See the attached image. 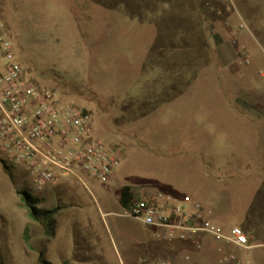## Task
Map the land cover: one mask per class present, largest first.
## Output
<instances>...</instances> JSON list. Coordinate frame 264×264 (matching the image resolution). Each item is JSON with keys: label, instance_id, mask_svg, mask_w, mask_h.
Instances as JSON below:
<instances>
[{"label": "rangeland", "instance_id": "obj_1", "mask_svg": "<svg viewBox=\"0 0 264 264\" xmlns=\"http://www.w3.org/2000/svg\"><path fill=\"white\" fill-rule=\"evenodd\" d=\"M0 24L25 80L85 110L92 139L119 160L110 185L62 184L59 194H34L8 166L13 185L0 164L5 264L137 262L142 227L103 216L121 212L123 186L134 199L155 190L199 205L202 218L264 245V0H0ZM19 193L59 209L46 245ZM194 257L216 264L207 241Z\"/></svg>", "mask_w": 264, "mask_h": 264}, {"label": "built area", "instance_id": "obj_2", "mask_svg": "<svg viewBox=\"0 0 264 264\" xmlns=\"http://www.w3.org/2000/svg\"><path fill=\"white\" fill-rule=\"evenodd\" d=\"M233 6V0H223ZM20 171L34 194L59 185L82 186L86 180L108 185L119 166L115 151L92 139L91 116L58 91L37 88L25 80L13 46L0 24V164ZM186 203L189 200L185 199ZM119 218L156 233L169 251L181 250L180 261L157 259L140 264H202L194 257L211 243L216 264H255L246 233L223 230L193 211L171 205L157 191L133 199Z\"/></svg>", "mask_w": 264, "mask_h": 264}, {"label": "trees", "instance_id": "obj_3", "mask_svg": "<svg viewBox=\"0 0 264 264\" xmlns=\"http://www.w3.org/2000/svg\"><path fill=\"white\" fill-rule=\"evenodd\" d=\"M63 86L66 89H71L72 87L68 84H59ZM3 171L6 173L8 176L9 181L15 185V175H13L10 172V168L4 164H2ZM12 168V167H11ZM22 178L24 176L22 175ZM19 200H20V206L23 208L29 220L33 222L36 225H39L43 229V236L49 238V236H53L54 229H55V219L54 217L56 216L57 212L59 209H53V210H45V209H40L39 207L44 204L43 200L36 197V196H29L24 193H19ZM134 199V193L129 186H123L119 190V204L121 209H124L128 206L129 202ZM29 229L28 227H25L22 235V240L23 243L27 248L31 249L30 246V236L28 234ZM0 264H5L4 260L1 256L0 253ZM40 264H48L45 261H40Z\"/></svg>", "mask_w": 264, "mask_h": 264}, {"label": "crops", "instance_id": "obj_4", "mask_svg": "<svg viewBox=\"0 0 264 264\" xmlns=\"http://www.w3.org/2000/svg\"><path fill=\"white\" fill-rule=\"evenodd\" d=\"M110 184H111V181H110V183L108 185H110ZM60 186L61 185H59V186H57L55 188L54 187L53 188H50L46 192H48V191L50 192L51 191L52 194H59L61 192L60 191L61 189H59ZM132 191L134 192V189H132ZM117 206H118L119 210H121V207H120V204H119V196H118V204H117ZM119 214H120V212L118 213V212L108 211L103 216H105V217L106 216L112 217L113 219H115V220L118 219L121 222L127 221L125 219L119 218L118 217ZM128 221L131 222L132 225L134 224L135 226H141V225H139V224H137V223H135L133 221H130V220H128ZM128 225H130V224H128ZM141 227H142L144 233L146 234V239L144 241H142L141 243H139V245L141 246L139 248L141 250L137 254H135L133 256L134 259H136L135 261H137V262H130L129 264H140V263H150V262H153L157 258L158 259L160 258V256H161L160 250L162 248L166 247L163 242L157 240L156 233L154 231H152L150 229H146L143 226H141ZM47 243H49L48 238L45 239V245ZM253 245L258 246V248L256 249V251L259 250V249H262V247H264V245L263 244H260V243L259 244L258 243L255 244L254 243ZM45 249H47V248L45 247ZM47 259L48 258L46 256V260H44L46 263L53 264L51 261H49V259L48 260ZM79 260H81V259H79ZM253 262L255 264H264V254H260V255L255 256L253 258ZM75 263H78V264H86L87 262H75ZM62 264H65V263L62 262Z\"/></svg>", "mask_w": 264, "mask_h": 264}]
</instances>
